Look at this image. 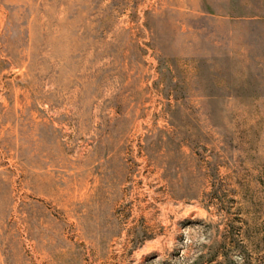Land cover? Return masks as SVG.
I'll list each match as a JSON object with an SVG mask.
<instances>
[{"label":"rangeland","instance_id":"1","mask_svg":"<svg viewBox=\"0 0 264 264\" xmlns=\"http://www.w3.org/2000/svg\"><path fill=\"white\" fill-rule=\"evenodd\" d=\"M0 264H264V0H0Z\"/></svg>","mask_w":264,"mask_h":264}]
</instances>
